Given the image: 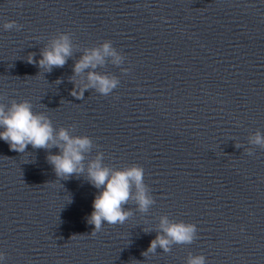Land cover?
<instances>
[{
    "label": "water",
    "instance_id": "obj_1",
    "mask_svg": "<svg viewBox=\"0 0 264 264\" xmlns=\"http://www.w3.org/2000/svg\"><path fill=\"white\" fill-rule=\"evenodd\" d=\"M61 32L73 55L46 72L41 52ZM105 40L124 60L95 71L119 86L73 96L92 71L73 83L75 63ZM13 99L92 138L85 168L99 152L111 168L142 166L156 202L148 213L130 202L132 217L93 235L102 189L87 172L57 177L46 158L58 148L19 153L0 139V264H187L189 253L264 264V148L249 143L264 134V0H0V103ZM164 215L196 224L197 238L146 253Z\"/></svg>",
    "mask_w": 264,
    "mask_h": 264
},
{
    "label": "clouds",
    "instance_id": "obj_2",
    "mask_svg": "<svg viewBox=\"0 0 264 264\" xmlns=\"http://www.w3.org/2000/svg\"><path fill=\"white\" fill-rule=\"evenodd\" d=\"M23 26L16 21L4 24L5 30L16 29ZM73 55V44L69 33L61 32L54 39L50 47L41 52L39 67L51 72L54 67H63ZM111 58L112 63L120 65L124 57L121 56L112 41L105 40L99 48L85 50L84 54L75 63L73 77L91 69L87 73L88 83L82 88H74L72 95L83 98L85 91L94 89L102 95H109L116 89L120 80L115 76L99 74L95 71L98 66L106 63V58ZM30 63H36L34 54L30 55ZM57 80L56 83H61ZM74 127V126H70ZM0 139L10 145L11 150L25 153L29 145L34 149L58 148L59 154H49L47 161L54 167L57 177L69 179L73 175L79 177L87 172V179L95 188L102 189L93 202L94 211L88 222L95 226L92 234L101 231L105 222L108 225L124 224L134 215L131 208L125 209L130 202L141 213H148L155 199L150 194L149 187L144 182L145 171L142 166L132 165L122 169H115L103 163L104 153L99 152L85 168L86 153L93 149V140L89 136L72 135L69 128H54L51 119L44 113L33 111V105L28 100L11 101V106L0 103ZM251 145L264 148V134L260 131L250 138ZM237 147L240 145L237 144ZM253 154L252 150L248 151ZM243 230V229H242ZM198 228L194 223L170 220L167 215L160 217L159 230L156 238L151 242L146 253H156L157 248L165 253L172 251L173 245L192 244L197 238ZM144 253V255L146 254ZM5 259V254L0 252V261ZM187 264H207L204 255L189 253Z\"/></svg>",
    "mask_w": 264,
    "mask_h": 264
}]
</instances>
